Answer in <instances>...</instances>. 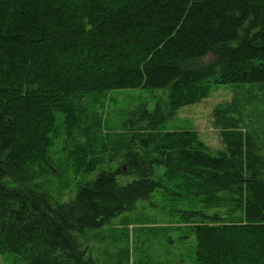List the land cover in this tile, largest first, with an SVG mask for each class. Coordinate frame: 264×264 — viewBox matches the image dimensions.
Instances as JSON below:
<instances>
[{
	"label": "trees",
	"instance_id": "obj_1",
	"mask_svg": "<svg viewBox=\"0 0 264 264\" xmlns=\"http://www.w3.org/2000/svg\"><path fill=\"white\" fill-rule=\"evenodd\" d=\"M219 84L233 85L213 109L222 149L194 129H162ZM121 89L166 97L105 132L83 101ZM262 128L264 0H0V255L10 264H104L90 231L154 191L187 206L181 237L193 243L173 264H264Z\"/></svg>",
	"mask_w": 264,
	"mask_h": 264
},
{
	"label": "rangeland",
	"instance_id": "obj_2",
	"mask_svg": "<svg viewBox=\"0 0 264 264\" xmlns=\"http://www.w3.org/2000/svg\"><path fill=\"white\" fill-rule=\"evenodd\" d=\"M212 57L210 53L205 60L209 61ZM214 88L209 97L202 101L180 107L173 117L164 121L162 129H194L210 151L222 149L219 128L213 125V109L216 104L230 99L233 85L219 84ZM164 96L166 97V92L162 89H121L112 90L96 99L86 97L87 102L83 101V104L86 106L85 110L99 120L105 132L120 133L125 128H130V122L138 118L143 110H151L157 102L164 100ZM57 116L61 126V116ZM260 144H264V133H260ZM54 149L60 154L59 140ZM99 169L103 167L99 166L97 170ZM94 174L95 172L86 178H92ZM84 177L85 175L78 176L75 187L73 182L71 187L76 190L85 181ZM132 178V175H116L121 183ZM165 199L158 191H154L149 198L138 200L132 210H126L113 217L108 224L90 231L97 234L99 240H86L92 247L95 258L104 264H114L116 257L120 258L124 249L128 248L129 259L122 257L117 264H173L179 248H191L193 236L181 237L187 231L181 226L183 223L180 222L177 209H185L187 206H179L170 198ZM122 223H127V226L124 227ZM126 230L129 234L127 242L122 235V231ZM111 234L117 240L112 241ZM0 264L10 263L5 256L0 255Z\"/></svg>",
	"mask_w": 264,
	"mask_h": 264
}]
</instances>
